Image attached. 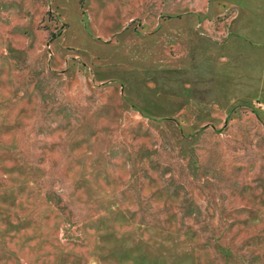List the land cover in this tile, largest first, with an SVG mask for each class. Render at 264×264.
Instances as JSON below:
<instances>
[{
    "label": "rangeland",
    "instance_id": "374dc122",
    "mask_svg": "<svg viewBox=\"0 0 264 264\" xmlns=\"http://www.w3.org/2000/svg\"><path fill=\"white\" fill-rule=\"evenodd\" d=\"M0 264H264V0H0Z\"/></svg>",
    "mask_w": 264,
    "mask_h": 264
}]
</instances>
